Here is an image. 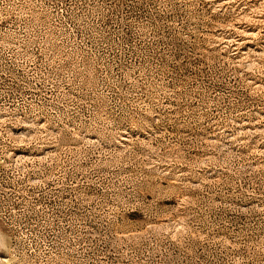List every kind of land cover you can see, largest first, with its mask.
Returning a JSON list of instances; mask_svg holds the SVG:
<instances>
[{
  "label": "rangeland",
  "instance_id": "374dc122",
  "mask_svg": "<svg viewBox=\"0 0 264 264\" xmlns=\"http://www.w3.org/2000/svg\"><path fill=\"white\" fill-rule=\"evenodd\" d=\"M0 264H264V0H0Z\"/></svg>",
  "mask_w": 264,
  "mask_h": 264
}]
</instances>
